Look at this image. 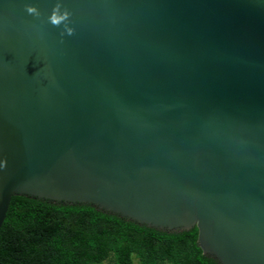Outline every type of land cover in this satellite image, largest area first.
I'll return each mask as SVG.
<instances>
[{"label": "water", "instance_id": "water-1", "mask_svg": "<svg viewBox=\"0 0 264 264\" xmlns=\"http://www.w3.org/2000/svg\"><path fill=\"white\" fill-rule=\"evenodd\" d=\"M14 195L264 264V0H0V229Z\"/></svg>", "mask_w": 264, "mask_h": 264}, {"label": "trees", "instance_id": "trees-1", "mask_svg": "<svg viewBox=\"0 0 264 264\" xmlns=\"http://www.w3.org/2000/svg\"><path fill=\"white\" fill-rule=\"evenodd\" d=\"M218 264L197 228L159 230L90 204L11 197L0 229V264Z\"/></svg>", "mask_w": 264, "mask_h": 264}, {"label": "rangeland", "instance_id": "rangeland-1", "mask_svg": "<svg viewBox=\"0 0 264 264\" xmlns=\"http://www.w3.org/2000/svg\"><path fill=\"white\" fill-rule=\"evenodd\" d=\"M134 264H138L137 260H134Z\"/></svg>", "mask_w": 264, "mask_h": 264}]
</instances>
